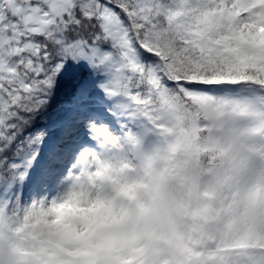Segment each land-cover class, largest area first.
Returning a JSON list of instances; mask_svg holds the SVG:
<instances>
[{"label":"snow or ice","instance_id":"6c2138e0","mask_svg":"<svg viewBox=\"0 0 264 264\" xmlns=\"http://www.w3.org/2000/svg\"><path fill=\"white\" fill-rule=\"evenodd\" d=\"M0 264H264V0H0Z\"/></svg>","mask_w":264,"mask_h":264}]
</instances>
